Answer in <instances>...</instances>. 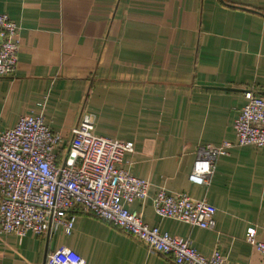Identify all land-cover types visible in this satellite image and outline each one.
Wrapping results in <instances>:
<instances>
[{"label": "crops", "instance_id": "crops-1", "mask_svg": "<svg viewBox=\"0 0 264 264\" xmlns=\"http://www.w3.org/2000/svg\"><path fill=\"white\" fill-rule=\"evenodd\" d=\"M20 28L14 76L0 77V133L42 114L65 143L85 113L97 135L131 141L121 167L146 178L128 207L150 226L226 264H264V147L217 160L209 185L189 180L200 146L236 143L244 92L264 96V0H0ZM206 198L216 226L159 216L160 189ZM0 264H176L116 226L83 213L72 233L0 234Z\"/></svg>", "mask_w": 264, "mask_h": 264}, {"label": "built area", "instance_id": "built-area-1", "mask_svg": "<svg viewBox=\"0 0 264 264\" xmlns=\"http://www.w3.org/2000/svg\"><path fill=\"white\" fill-rule=\"evenodd\" d=\"M18 24L0 13V77L14 76L21 40ZM246 103L235 121L237 142L200 146L189 180L209 185L219 157L234 145L264 147V96L244 92ZM131 141L97 135L94 117L85 113L65 143L45 117L23 115L17 124L0 133V234L24 237L61 230L72 233L78 214L89 213L143 242L152 252L176 264H226L219 249L205 255L189 240L150 226L129 205L149 195L148 179L120 166L124 155L134 152ZM156 213L205 229L216 226L217 208L206 198L160 189L153 198ZM264 233V224L262 226ZM246 240L264 261V236L251 226Z\"/></svg>", "mask_w": 264, "mask_h": 264}]
</instances>
